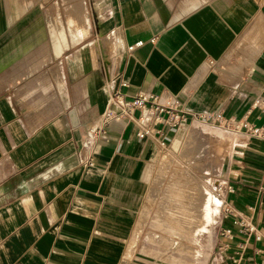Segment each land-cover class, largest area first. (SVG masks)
I'll return each mask as SVG.
<instances>
[{
  "label": "crops",
  "instance_id": "obj_1",
  "mask_svg": "<svg viewBox=\"0 0 264 264\" xmlns=\"http://www.w3.org/2000/svg\"><path fill=\"white\" fill-rule=\"evenodd\" d=\"M39 1L0 38V264H129V224L159 146L103 121L110 96L175 97L188 114L264 128V0ZM243 140L227 199L264 235V141ZM245 257L264 264V241Z\"/></svg>",
  "mask_w": 264,
  "mask_h": 264
},
{
  "label": "rangeland",
  "instance_id": "obj_2",
  "mask_svg": "<svg viewBox=\"0 0 264 264\" xmlns=\"http://www.w3.org/2000/svg\"><path fill=\"white\" fill-rule=\"evenodd\" d=\"M38 1L0 0V38H13L15 28L25 27V4L45 5ZM42 30L47 31H38ZM30 32L37 35L36 28ZM181 129L179 134L173 132L170 152L159 148L157 159L143 175L139 208L126 237L129 264H217L223 219L217 200L227 196L244 137L201 123ZM206 199H211L213 221L209 232L201 236L196 232L197 211Z\"/></svg>",
  "mask_w": 264,
  "mask_h": 264
},
{
  "label": "built area",
  "instance_id": "obj_3",
  "mask_svg": "<svg viewBox=\"0 0 264 264\" xmlns=\"http://www.w3.org/2000/svg\"><path fill=\"white\" fill-rule=\"evenodd\" d=\"M143 45V42H138L130 46L128 52H133ZM118 79L120 88L128 86V83L120 76ZM255 106H261L260 99L256 101ZM103 121L106 124L111 122L133 124L137 127L136 136L139 140L154 139L160 149L168 152H170V143L165 134L166 131L177 132L182 127L196 123L218 126L229 132L241 134L245 138L264 141V128H257L246 120L226 118L221 113L188 114L175 97H163L150 92H138L134 96H128L118 88L108 100ZM95 131L92 132V135ZM89 137L92 140L90 134ZM225 192L227 194L232 193V187L227 185ZM221 207L223 219L218 235L217 252H231L232 245L230 242L239 239L236 250L229 258V264H244L245 254L251 241L253 239L256 242L264 241V235L252 218L243 216L236 211L228 201L227 196L222 200ZM228 221L232 223L231 226L227 225ZM257 252L262 253L261 250Z\"/></svg>",
  "mask_w": 264,
  "mask_h": 264
},
{
  "label": "bare ground",
  "instance_id": "obj_4",
  "mask_svg": "<svg viewBox=\"0 0 264 264\" xmlns=\"http://www.w3.org/2000/svg\"><path fill=\"white\" fill-rule=\"evenodd\" d=\"M85 12H86V9H85ZM83 13V12H82ZM86 15H83L85 16V20H86V16H87V13H85ZM83 18V17H82ZM88 22V21H86ZM205 130V129H204ZM219 183H216V186L218 185ZM204 195V194H203ZM210 195V194H209ZM211 197V196H210ZM214 198V197H213ZM213 200V199H212ZM210 201L211 199H209V201L206 199V203H205V206L203 205L202 208H199L197 213H198V224L199 226H196V232H200V235L203 236L204 234H207L209 232V229L211 227V223L213 221L212 219V213H213V210L210 208ZM215 201V200H214ZM219 201V205H220V209H222V201L219 199L217 200V202ZM199 204V203H198ZM202 205V204H201ZM197 206V205H196ZM212 207V206H211ZM196 211V210H195ZM221 212V210H220ZM214 216V215H213ZM194 221V220H193ZM197 221V220H196ZM191 222V221H190ZM194 223V222H193ZM215 223V222H213Z\"/></svg>",
  "mask_w": 264,
  "mask_h": 264
},
{
  "label": "water",
  "instance_id": "obj_5",
  "mask_svg": "<svg viewBox=\"0 0 264 264\" xmlns=\"http://www.w3.org/2000/svg\"><path fill=\"white\" fill-rule=\"evenodd\" d=\"M69 118H70L71 124L74 128L79 127L80 123H79V120L77 118V114H76L75 110H71L69 112ZM92 145H93V141L91 139L86 140L83 151L81 152V155H80V158L82 161L86 160Z\"/></svg>",
  "mask_w": 264,
  "mask_h": 264
}]
</instances>
